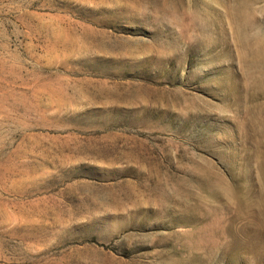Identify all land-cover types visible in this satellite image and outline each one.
I'll return each mask as SVG.
<instances>
[{
  "label": "rangeland",
  "instance_id": "obj_1",
  "mask_svg": "<svg viewBox=\"0 0 264 264\" xmlns=\"http://www.w3.org/2000/svg\"><path fill=\"white\" fill-rule=\"evenodd\" d=\"M0 264H264V0H0Z\"/></svg>",
  "mask_w": 264,
  "mask_h": 264
}]
</instances>
